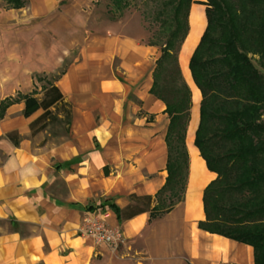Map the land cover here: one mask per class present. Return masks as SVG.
<instances>
[{
    "label": "crops",
    "instance_id": "0c3cea01",
    "mask_svg": "<svg viewBox=\"0 0 264 264\" xmlns=\"http://www.w3.org/2000/svg\"><path fill=\"white\" fill-rule=\"evenodd\" d=\"M95 1L29 0L22 9L0 12V17L14 18V26L4 29L14 36L12 42L0 26V48L7 41L12 51L0 57V100L17 92L31 93L38 67H60L62 62L53 64L47 56L36 61L35 46L41 37L32 41L33 36L55 35L56 47L77 51L55 81L71 105L66 137L45 138L46 130L31 136L29 124L41 112L24 118L22 102L7 108L0 120V264H112L107 246L79 236L90 211H98L109 226L122 230L126 253L139 243L152 264H253L251 247L198 228L204 220L203 191L216 175L199 155L211 178L198 190L197 205L190 207L194 185L186 139L191 112L185 139L189 156L185 193L170 213L151 222L148 213L123 221L109 208L87 209L104 201L124 209L132 203L131 195L154 196L167 175L168 118L164 103L149 93L160 47L149 44L136 20L97 21ZM195 1L178 55L190 91L179 58L195 30L190 20L193 7H203L205 15L199 4L203 0ZM22 10L30 24L24 31ZM61 30L65 38L58 34ZM24 35L30 40L26 37L22 43ZM32 57L36 66L28 64ZM11 132L19 135L18 145L6 138Z\"/></svg>",
    "mask_w": 264,
    "mask_h": 264
},
{
    "label": "trees",
    "instance_id": "16d2710c",
    "mask_svg": "<svg viewBox=\"0 0 264 264\" xmlns=\"http://www.w3.org/2000/svg\"><path fill=\"white\" fill-rule=\"evenodd\" d=\"M6 10H19L29 0H1ZM195 0H164L156 14L160 56L153 69L149 93L165 105L166 178L154 196H129L130 205L119 209L104 201L93 208H109L119 220L148 213L149 221L170 213L184 197L189 156L186 132L192 106L191 91L178 63L188 34V16ZM109 15L121 16L128 0H109ZM206 27L188 63L201 94L194 146L207 169L216 177L202 196L204 220L198 228L250 246L253 264H264V0H203ZM56 78L36 75L37 88L0 100V120L11 105L23 103L22 116L41 112L29 124L31 136L49 125L69 126L71 105L55 85ZM152 121V117L148 120ZM14 145L16 132L6 135Z\"/></svg>",
    "mask_w": 264,
    "mask_h": 264
},
{
    "label": "rangeland",
    "instance_id": "374dc122",
    "mask_svg": "<svg viewBox=\"0 0 264 264\" xmlns=\"http://www.w3.org/2000/svg\"><path fill=\"white\" fill-rule=\"evenodd\" d=\"M164 0H128L129 6L122 11V14L117 19H114L115 15H109V0H97L93 2L94 10H96V13H98L97 21L101 22H107L109 23H117L121 20H125L127 22H131V19L136 20V22L141 25L148 36V41H155L157 40V34H158V23L156 22V14L160 10L161 4ZM29 3V1H28ZM28 3L26 5H28ZM90 8V7H89ZM4 3L0 0V12L5 11ZM87 9V8H86ZM21 20H22V30L24 31L25 28L30 27V24L28 22V13L25 10L21 11ZM17 17V16H16ZM14 18L13 17H0V26L1 29L8 30V28L14 26ZM4 30L3 33H5L6 38H8L9 41H13L14 36L12 33L10 34L9 31ZM60 37L65 38L64 30L59 31L58 33ZM3 34L1 35V38H4ZM29 39V35L22 36V43H24L25 39ZM34 37L40 38V42L37 46H35V49H37V62L43 61V58L47 56L48 58H52L51 61H57L62 62L59 68L49 67V65H42L43 67H38L36 70L38 71L39 76L44 78H56L61 74L68 66L69 62L72 58L76 55V49H70L72 50L70 53H67V51H63L62 49H59V47H56L54 45L59 38L55 35H49V33H44L43 35L39 36H33L32 41L34 40ZM5 38V39H6ZM18 38V37H17ZM50 39L51 45H50ZM30 40V39H29ZM64 40V39H63ZM23 45V44H22ZM43 46V48H42ZM157 46H160V43L157 44ZM49 47V48H48ZM53 47V48H52ZM58 48V49H57ZM23 49V46H22ZM30 50V49H29ZM35 51V50H34ZM12 54V51L9 47V44H7V41L4 43V45L0 48V57H7ZM68 54V55H67ZM4 55V56H3ZM160 56V55H159ZM63 58V59H62ZM253 65L264 75V69H262L257 61V57H251ZM28 64L31 66H36L37 63L33 62L34 58L28 60ZM53 61V64H55ZM47 62V61H46ZM52 64V65H53ZM50 68H52V71H48ZM47 69V70H46ZM45 74V75H44ZM41 84L37 83L34 86L38 89ZM264 121V119H263ZM45 138L49 137H66L67 134V128L63 124L60 123H54L49 125L46 129ZM44 130V131H45ZM124 242L117 245L116 247H108L111 255H112V264H152L148 259H145V255L142 254V246L141 244L137 243L136 247L133 251L125 252ZM250 247V246H249ZM253 251V249H252Z\"/></svg>",
    "mask_w": 264,
    "mask_h": 264
},
{
    "label": "bare ground",
    "instance_id": "6f19581e",
    "mask_svg": "<svg viewBox=\"0 0 264 264\" xmlns=\"http://www.w3.org/2000/svg\"><path fill=\"white\" fill-rule=\"evenodd\" d=\"M190 20L192 24L194 25V32L188 39L186 45L184 46V49L182 51V54L179 58L180 67L185 75V79L187 83L189 84L191 91H192V100H193V107L191 110V122L189 124L188 128V134H187V147L188 152L191 158L192 163V175H191V181L194 185L192 188L193 197L189 200L190 201V207H194L197 205V193L200 187L208 181L211 176L206 175L204 164L202 159L199 157V152L197 148L194 147L193 141H194V134L195 130L198 124V114H199V104H200V91L193 83V80L191 78L190 71L188 69V61L191 56V53L195 47V45L198 43V40L202 34L203 28L206 25V18L204 15L203 7H193ZM195 184H197L195 186Z\"/></svg>",
    "mask_w": 264,
    "mask_h": 264
},
{
    "label": "built area",
    "instance_id": "2783aa9c",
    "mask_svg": "<svg viewBox=\"0 0 264 264\" xmlns=\"http://www.w3.org/2000/svg\"><path fill=\"white\" fill-rule=\"evenodd\" d=\"M79 236L90 240L95 245L116 247L124 242L123 232L118 227L109 226L103 214L90 211L82 220L78 230Z\"/></svg>",
    "mask_w": 264,
    "mask_h": 264
}]
</instances>
